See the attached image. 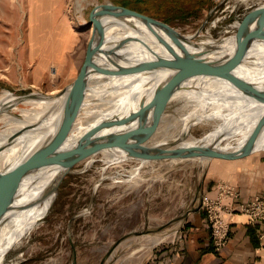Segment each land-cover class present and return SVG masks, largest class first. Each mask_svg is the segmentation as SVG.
I'll list each match as a JSON object with an SVG mask.
<instances>
[{"label":"rangeland","instance_id":"obj_1","mask_svg":"<svg viewBox=\"0 0 264 264\" xmlns=\"http://www.w3.org/2000/svg\"><path fill=\"white\" fill-rule=\"evenodd\" d=\"M263 2L0 0V93L47 94L67 86L82 64L88 13L96 4L131 8L208 44L264 21L256 9ZM148 119L139 139L177 141L167 119ZM218 121L196 124L190 133L201 137ZM97 153L90 164L84 158L57 182L48 208L0 264H72L73 248L75 264H172L166 255L154 254L173 244L184 216L198 205L216 158L150 160L132 175L139 164L135 159L115 163Z\"/></svg>","mask_w":264,"mask_h":264},{"label":"bare ground","instance_id":"obj_2","mask_svg":"<svg viewBox=\"0 0 264 264\" xmlns=\"http://www.w3.org/2000/svg\"><path fill=\"white\" fill-rule=\"evenodd\" d=\"M256 9L264 14V2ZM263 32L261 21L241 27L229 38L203 45L210 47L212 54L229 55L236 45L252 42L236 72L264 87ZM103 40L99 68L89 79L82 107L63 149L91 130L125 134L140 128L148 118H160L169 121L175 132L171 138L183 145L200 142L237 151L251 143L264 150V127L250 141L264 106L233 81L210 67L197 65L194 59L126 22L110 23ZM247 65L254 68L250 70ZM66 93L53 90L42 96L34 92L32 97L8 90L0 93V168L16 165L55 128ZM212 119L220 120L212 131L201 137L190 133L192 126ZM15 132L16 137L10 140ZM168 141L165 136L155 140L150 137L144 143L158 147ZM97 152L109 162L135 159L139 164L131 169L132 175L148 162L121 147L100 149L84 161L90 164ZM58 173L59 167L47 165L23 177L12 207L0 225V261L50 205L55 197L51 183Z\"/></svg>","mask_w":264,"mask_h":264},{"label":"water","instance_id":"obj_3","mask_svg":"<svg viewBox=\"0 0 264 264\" xmlns=\"http://www.w3.org/2000/svg\"><path fill=\"white\" fill-rule=\"evenodd\" d=\"M126 22L138 27L153 36L157 41L170 45L184 55L195 60L197 65L207 66L222 76L233 81L246 94L264 106V87L249 80L236 72L252 42L236 45L229 55L212 54L210 47L194 40L195 34H183L171 25L142 14L131 8L111 3L96 4L88 13V23L91 33L85 48V54L77 74L73 80L60 91H67L61 113L55 128L46 134L16 165L0 168V225L7 212L11 209L13 199L23 177L47 165L59 167V173L52 181L55 189L57 182L69 172L72 167L90 154L111 147L128 149L132 156L143 160H184V159H237L256 150L251 143L237 151H225L212 145L192 143L183 145L179 141L167 142L158 147H152L138 139L139 133L146 128V121L133 132L119 134L98 133L89 131L72 145L63 149L71 127L73 126L85 97L90 77L99 68V57L103 54V37L106 27L110 23ZM244 25V24H243ZM264 41V32L261 34ZM196 66V65H195ZM194 67V66H192ZM24 97L35 96L34 92L18 94ZM42 96L47 94H41ZM154 120V119H153ZM152 121V120H151ZM264 127V114L260 117L250 141L255 133ZM17 135L15 132L11 139ZM72 264H75V250L73 248Z\"/></svg>","mask_w":264,"mask_h":264},{"label":"crops","instance_id":"obj_4","mask_svg":"<svg viewBox=\"0 0 264 264\" xmlns=\"http://www.w3.org/2000/svg\"><path fill=\"white\" fill-rule=\"evenodd\" d=\"M216 160L202 185L199 206L184 216L173 244L154 256L163 259L166 255L172 264H264V223L249 222L244 214L233 212L228 240L214 250L209 245V230L200 207L202 199L217 197V183H225L238 193L237 199L223 197L224 204L243 202L264 192V150L237 159Z\"/></svg>","mask_w":264,"mask_h":264},{"label":"built area","instance_id":"obj_5","mask_svg":"<svg viewBox=\"0 0 264 264\" xmlns=\"http://www.w3.org/2000/svg\"><path fill=\"white\" fill-rule=\"evenodd\" d=\"M217 187V197L202 199L200 204L209 230V245L214 250H219L226 244L230 233V215L233 212L244 214L249 222L264 223V192L243 202L224 204L223 197L231 196L237 199L238 193L225 183H217Z\"/></svg>","mask_w":264,"mask_h":264}]
</instances>
